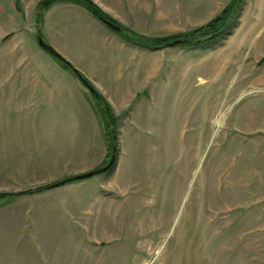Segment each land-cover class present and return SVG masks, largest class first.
Here are the masks:
<instances>
[{
  "label": "rangeland",
  "instance_id": "rangeland-1",
  "mask_svg": "<svg viewBox=\"0 0 264 264\" xmlns=\"http://www.w3.org/2000/svg\"><path fill=\"white\" fill-rule=\"evenodd\" d=\"M41 1L0 0V195L90 173L113 154L98 107L102 134L93 124L82 132L53 130L40 106L49 99L10 98L67 80L38 44V15L45 20L48 11L40 12ZM91 1L129 36L149 40L194 31L225 3ZM257 6L244 0L233 32L215 46L148 53L153 80H139V101L128 107L115 110L93 86L116 118L118 159L110 172L73 183L85 182V236L60 220L51 195L64 200L65 191L55 192L61 187L23 195L0 208V264H264V242L259 249L245 222L264 218V29ZM62 88L75 93L68 101L80 109L84 101L71 82ZM88 100L94 106L90 91L85 106ZM76 134L75 153H55Z\"/></svg>",
  "mask_w": 264,
  "mask_h": 264
},
{
  "label": "crops",
  "instance_id": "crops-1",
  "mask_svg": "<svg viewBox=\"0 0 264 264\" xmlns=\"http://www.w3.org/2000/svg\"><path fill=\"white\" fill-rule=\"evenodd\" d=\"M116 1L122 2L124 0ZM230 1H224L225 3L222 4L223 7L220 6L222 9L218 14ZM257 2L258 18L260 23L263 24L261 29H264V0H257ZM245 7H247V1H245ZM42 32L46 42L87 78L115 110L120 109V107H128L134 99L135 101H139L136 93L139 80L147 82L149 77L151 81L153 80V69H151L149 77L147 73V55L149 53L152 56L154 50L140 48L127 43L122 36L109 30L87 9L79 5L56 3L51 6L45 14ZM11 33L8 32L6 34ZM52 65L56 69H59L63 73V78L67 80L57 83V78L51 77L47 80L51 83H57L53 88L46 85L45 89L42 88L43 90H39L37 87H34L32 91L18 90L13 92L10 98L20 99L29 97L30 99H49V102H42L40 106L48 109V117H50L48 121H50L51 129L53 130L61 128L82 132L85 131L86 124H93V126L95 125L101 129L100 134H102L103 123L97 115L92 101L88 100L87 106H85V95L89 93L85 85L75 75L64 72L66 69L64 70L59 64V66L56 64ZM151 65L150 63L149 66ZM69 82L77 90L76 95L79 97L78 99L84 101L80 109V105L76 106L74 103L68 101L69 96L73 99L75 93L73 94L62 88L69 84ZM164 88L165 86L163 85L162 103L165 101ZM150 99L152 98L148 96L140 102H149ZM44 111L46 110H43L42 113ZM85 115H87L86 119ZM78 137L79 134H76L71 140H67L68 142L60 143L68 145L69 148H66V150L65 148L55 146L57 148L55 153H67V150H71L70 154L75 153V148L79 143ZM81 156L85 158V149ZM60 191H65L66 198L62 200L57 194H52V203H54L56 209L59 211L61 222L68 223L71 227L75 228L76 236L78 235L80 240H82L83 235L80 234H84L85 236V182L79 184L70 183L65 185V187L55 190V192L59 193ZM78 217L81 219H77ZM244 221L241 224L245 225V222L247 223L246 226L251 228L248 234L251 237L257 236L256 241L258 242L259 249H261V240L264 242V218H252ZM76 227L79 229H76ZM24 237H26V241L30 242L37 240L34 239L35 241H33L32 238L35 237L32 233L29 236L24 233ZM68 241L69 238L65 242ZM66 250L68 252V249ZM259 252L264 257V251L259 250Z\"/></svg>",
  "mask_w": 264,
  "mask_h": 264
},
{
  "label": "trees",
  "instance_id": "trees-1",
  "mask_svg": "<svg viewBox=\"0 0 264 264\" xmlns=\"http://www.w3.org/2000/svg\"><path fill=\"white\" fill-rule=\"evenodd\" d=\"M58 2H72V3L81 5L84 8H86L95 18H97L103 24L106 25V22H111L117 27L121 28L123 30V34H121V36L127 43L133 46L140 47V48L152 49L156 51V50H161L171 44L173 45L176 42H182L181 45H177V46H185V47H190L194 49L208 48V47L215 46L220 42H223L233 32V29L235 27L234 21L239 18L240 12L243 7L244 0H232L213 20H211L208 24L198 29H195L194 31H191L183 35L172 36V37H167V38H160V39L159 38L150 39V40L145 39L143 36H139L137 34H130L129 36L121 25H119L114 20L109 18V16L105 14L91 0H43L39 4V10L40 12L47 11L50 9L52 5ZM38 16H39V22L41 24L37 31L38 36H39V34H43L41 28L44 22L43 20L44 18L42 17L43 14L42 15L39 14ZM144 40L151 41V44L145 43ZM44 41L46 42L45 38H44ZM52 59L56 61L62 68L69 70L73 75H75L73 71H76L77 73L81 74L79 71H77L73 67V65L69 61H67L68 65H65L64 63L58 61L57 59L53 57ZM82 77L85 83L84 84L85 87L90 91L92 98L95 100V103H94L95 110H96V107H98L101 113V116L104 119V122L106 125L105 126L106 134L109 132H112V148H114V146H117L115 144L117 121H116L115 116L113 115L112 109L110 105L108 104V102L104 99V97L93 87V85L83 75ZM107 164H105L104 166H106ZM67 180L56 182L50 186L42 187L38 190L30 191L26 194L24 193L1 194L0 195V208L11 203L15 198L21 197L23 195L38 194L41 192H45L51 189H55V188L67 185V184H63V182Z\"/></svg>",
  "mask_w": 264,
  "mask_h": 264
},
{
  "label": "water",
  "instance_id": "water-1",
  "mask_svg": "<svg viewBox=\"0 0 264 264\" xmlns=\"http://www.w3.org/2000/svg\"><path fill=\"white\" fill-rule=\"evenodd\" d=\"M106 25L108 27H110L112 30L118 32L119 34H123V30L121 28L117 27L116 25H114L113 23L106 22ZM43 37H44L43 34H39V36H38V44H39L40 48L44 52L49 54L51 57L57 59L58 61L64 63L65 65H68L67 60L64 57H62L54 48H52V46H50L48 43H46L44 41ZM181 44H182V42H176L175 44H173V45L171 44L168 47L177 46V45H181ZM73 73L83 84H85L81 74L77 73L76 71H73ZM117 159H118V149L116 146H114L113 154L110 158L109 163L106 166L99 168V169H96L90 173L73 177V178L63 182V184H70V183H74L77 181H84V180L93 178L94 176L101 175L104 173H108L115 167V165L117 163Z\"/></svg>",
  "mask_w": 264,
  "mask_h": 264
}]
</instances>
